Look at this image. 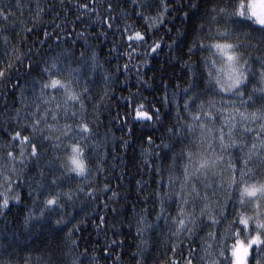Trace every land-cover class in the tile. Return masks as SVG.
Listing matches in <instances>:
<instances>
[{"label": "snow or ice", "instance_id": "snow-or-ice-1", "mask_svg": "<svg viewBox=\"0 0 264 264\" xmlns=\"http://www.w3.org/2000/svg\"><path fill=\"white\" fill-rule=\"evenodd\" d=\"M25 8L32 11L31 0H15L21 14ZM75 8L74 23L84 30L71 46L59 32H44L48 39L41 44L56 36L55 55L51 45L25 52L11 43L15 22L8 21L16 12L0 8V217L23 203L20 227L48 234L51 243L35 264H85L82 257L99 264L87 247L76 254L80 243L73 237L83 221L73 223L69 209L82 194L98 200V193L110 192L108 201L119 203L106 175L108 155L116 145L127 148L140 128L147 132L140 136V158L156 179L152 191L139 189L143 208L133 205L131 216L112 221V227L126 220L135 229L134 264H264V0H77ZM49 11H56L54 2L47 9L36 4V16ZM109 35L124 63L104 72L106 86L135 69L141 87L151 88L145 66L165 49L172 74L179 69L175 85L160 72L156 102L129 93L119 128H127L128 138L113 137L111 148V129L100 142L101 105L92 103L101 65L91 41ZM81 40L77 56L74 45ZM117 120L119 113L111 123ZM157 128L163 129L159 137ZM98 220V231L112 230L107 216ZM8 235L0 240L5 249L12 246ZM118 235L112 231L101 249L105 264L122 259L114 255ZM153 236L164 248L158 262L149 256L157 246ZM23 264H33L31 255Z\"/></svg>", "mask_w": 264, "mask_h": 264}, {"label": "trees", "instance_id": "trees-1", "mask_svg": "<svg viewBox=\"0 0 264 264\" xmlns=\"http://www.w3.org/2000/svg\"><path fill=\"white\" fill-rule=\"evenodd\" d=\"M49 2H54L56 11H49L47 14H42L36 16V4L39 3L41 7L47 9V4ZM79 2H87V0H79ZM32 11L29 12L27 8L24 9L21 14L19 9H15V0H0V8H5L10 6L15 12V16L12 17L8 22L12 24L15 22L14 31L9 33L11 37V43L16 44L18 47L22 45V50L27 52L29 48H32L33 51L37 49H43L45 51L49 50V45H51V54L55 55L60 51V48L56 47V36H52L48 40L47 44H41V41L47 40L48 38L44 35L45 30L48 33L59 32L61 40L68 39L71 42L75 39V33L77 31H83V28L77 27L74 23L76 20V8L75 4L77 0H31ZM60 13V18L56 19L57 13ZM66 25L65 31H60L59 26ZM31 28L32 31L26 32L25 28ZM95 31V30H93ZM18 33V35H17ZM68 33H72L68 35ZM163 35V33H161ZM116 39H119L117 35ZM113 37L109 35L108 39L105 40L101 36L99 41H91L95 45V51L97 53V62L101 65V68L97 70L96 73V85L93 87L92 94L96 97L92 103H99L101 105L99 118L102 123V127L99 129L101 143H103V138L105 133H109L107 143L111 148L113 146V137L116 140H119L121 136H124L125 139L128 137L125 133H122L120 128V123L124 119V113L128 110L126 97L129 96V93H141L149 101L156 102L161 98V93L157 91V87L160 81V72L164 71L166 75L172 80L173 85L176 84L179 69H176V74L173 75V69L168 67L165 63L164 56L167 53V49L164 50V54L161 57L153 58L150 66H145L147 68V77L148 84L152 85L149 88L147 85L141 87L137 81L136 70L133 69L130 73H125L123 76H120V80L116 81L114 85L105 83L101 80V76L106 71H114L118 64H123L124 60H118V52L113 48ZM84 41L81 40L74 45L76 50V55L79 56L80 51L82 50V45ZM61 48L65 47L62 43ZM3 53V48L0 47V54ZM161 65H164V68L161 69ZM119 73H117L118 75ZM155 76L156 80L153 82L150 78ZM107 91L108 95L104 96L101 100L100 97L104 95V92ZM171 91V89H170ZM12 98L9 96V104L11 105ZM3 104V94L0 93V106ZM91 110V107H90ZM120 115V120H117L116 123H111L113 118L117 117V114ZM165 119V123H167ZM163 132L162 128H157L153 133L155 137H159ZM141 134H147L146 130L138 128L136 132L132 135V140L127 148L120 147L116 145L115 151H110L108 155V173L107 176L112 177L110 182L114 190L120 192L121 199L119 203H113L108 201V197L111 196V193L107 195L103 193H98V200L90 198L86 195H81L80 198L76 201L75 206L70 208L69 211L75 216V220H81L83 223L80 224L81 231L76 234L74 239L79 238L80 248L77 250L76 254L84 251V248L87 247L89 257L96 256L99 260V264H105L104 253L101 251L103 246H105L112 237V231L119 230L121 235L115 237L118 243L121 244V247H118L114 250L115 253H121L122 259L117 262V264H134L131 256L136 251L135 244L136 234L134 228H129L127 221L123 227L116 225L112 227L113 220L124 219L125 216H131L134 212L133 205L136 208H143L144 204L141 202L143 200V193L139 191L141 187L145 188L146 192L152 191V181L156 179L152 175L148 168L144 166V161L140 158V136ZM159 139L156 140V143L159 144ZM103 151V149H101ZM115 157V159H113ZM137 181H143V184H138ZM26 195V193H25ZM139 198V199H138ZM107 202V207L105 203ZM28 207H31V202L26 201ZM149 208H151V202H149ZM116 208V212H113L112 209ZM27 211L23 203L15 205L10 209L7 218L0 217V240H3L5 235H8V240L12 242V246L5 249L0 246V262L2 261H11V264H23V258L25 256L31 255L33 264H35L36 258L42 254H46V244L51 243L49 240L48 234L35 230L34 232H25L22 227H20V222L22 221L23 215ZM107 216L109 218V226L112 230L104 229L103 231H98L96 228V223L99 222L98 217ZM150 219H154L150 217ZM159 225L163 226V219L157 222ZM71 227V225H69ZM166 231V229H162ZM107 232L108 239L105 238L104 233ZM153 240L156 242V247L149 253L150 257H155L158 262L160 257L164 255V248L159 244L155 236ZM59 243V241H57ZM87 264V259L82 257ZM108 264H112V261L109 260ZM149 264H153V261L149 259Z\"/></svg>", "mask_w": 264, "mask_h": 264}]
</instances>
